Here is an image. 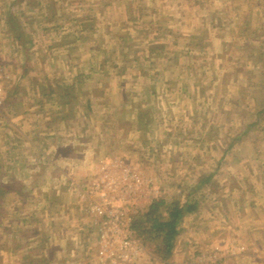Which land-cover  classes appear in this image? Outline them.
Masks as SVG:
<instances>
[{
  "label": "rangeland",
  "instance_id": "obj_1",
  "mask_svg": "<svg viewBox=\"0 0 264 264\" xmlns=\"http://www.w3.org/2000/svg\"><path fill=\"white\" fill-rule=\"evenodd\" d=\"M0 83L5 99L19 90L20 106L46 102L54 86L60 95L41 116L70 118L69 136L49 131L69 155L55 156L48 184L42 167L29 168L32 149L0 129V264H35L49 247L56 264H95L98 195L85 191L118 158L151 181L120 193L151 199L134 217L157 198L197 203L179 237L192 246L186 261H264V0H0ZM16 105L0 109L15 115L12 134ZM89 149L101 164L77 186ZM88 225L83 253L72 246L84 245L75 235Z\"/></svg>",
  "mask_w": 264,
  "mask_h": 264
},
{
  "label": "crops",
  "instance_id": "obj_2",
  "mask_svg": "<svg viewBox=\"0 0 264 264\" xmlns=\"http://www.w3.org/2000/svg\"><path fill=\"white\" fill-rule=\"evenodd\" d=\"M17 48H18V52H20L21 51L20 44L17 45ZM41 56H43V55H41ZM29 89L34 91L32 88H29ZM16 94L17 95H15V96H7V98L4 100V103H3L4 105L0 106V109L2 107L3 109H6L9 111L11 108L10 105H16L14 100H17V98H19L21 96L19 90H17ZM56 94H57V96H59L60 92L58 90H56V88L54 86H52L51 90L46 93V97H47L46 102L45 101H39V99H35V100L32 99L29 102H27V101L23 102L22 106L16 105V112L19 116V119L16 121L17 131L13 132V134L8 133V132L11 129H13V130L16 129L15 125L13 124V120H12V118H15L14 117L15 115L12 112H8L7 115H4L3 118H0V120H1L0 123L4 124V126L0 127L1 132H6L10 136V137H8L11 139V141H9L10 143L12 141H15L16 145H18L20 150L24 149L26 147V145H28V147H30L32 149V154L35 157V160H34L35 164L33 161L31 166H29V168L33 172L41 173V167H42L43 172H47V184L52 181V179H50V177L55 174V169L57 168L55 156L57 157V156L69 155L68 152L63 149V147H60L57 145V137L54 135L55 133L49 132V131L56 130V129H57V131H60L61 130L60 128H64L65 131H64V129L62 130V136H64V137L69 136L70 134H68L66 132V130L68 127L67 124L70 123V121H68L70 118L69 117H56L54 115L47 117V114L41 116L40 108L41 107L42 108L47 107L48 102H53L54 96ZM68 104H69V102H65V100H64V102H61V103L59 102L58 107L66 108L69 106ZM18 107H21L20 111H17ZM0 113H2V110L0 111ZM86 118L88 120L87 123L90 122L89 123L90 125H92V123H94L92 121L93 119L91 117L90 118L86 117ZM95 122L97 124V120ZM84 123L86 124L85 121H84ZM62 124H64L63 125L64 127L61 126ZM25 125H28V127H29L28 130L25 129L26 128ZM82 129H84V128H82ZM44 132H48L46 134V136H45ZM65 134H67V135H65ZM5 138L7 140V137H5ZM60 140H62V139H60ZM91 151H92V153L90 154ZM97 154H99V153H97ZM97 154H96V149L95 150L89 149V154H87L88 160L87 161L85 160V163L82 162V165H81V168L83 169L84 174H82V176L80 178H78L76 180V182H74L73 184H76L77 186L83 187L88 182H90V180H91L90 177L92 175L94 176L96 168H97V172H98V167L101 164L100 159H102V157H100V155H97ZM93 155H95V156L97 155V158L94 162H92V157H91ZM45 157H47L46 162H45V160L41 162L40 159H43ZM90 159H91V161H90ZM118 159H116V160H118ZM81 161L82 160H80V162ZM99 162H100V164H99ZM44 163H46V165H43ZM126 163H128V161H126ZM64 164H66V163H64ZM131 164L129 166L135 168L139 172H142L139 170V168H136L133 166V165H135L134 163H131ZM68 168H69V166H68ZM32 178L37 181L35 183V186H37V185L40 186V184H39L40 178H41L40 174H38L36 176V178H35V175H32ZM141 178H142V182H141L140 188L144 187L146 185L148 186L149 183L151 182L149 178L145 179V177H144V179H143L142 176H141ZM93 180H95V179H93ZM5 182L7 183V181H5ZM5 182H3V184ZM66 184L69 185V182L68 183L66 182ZM70 185H72V183H70ZM0 186H1V189L4 188V185H2V183H0ZM140 188H139V190H140ZM1 194H3V191ZM126 198L129 199V197H126ZM149 201H151V199H144L143 194H136L134 196V199H131L128 202V204L130 205L131 203H136L137 207H139L140 205H145ZM121 204H123V203H121ZM132 207H133V205H132ZM78 210H80L79 207H78ZM95 226H96L95 227L96 229H94V228L93 229L95 230V232L97 230V235H96L97 238H95V240L98 242V248L95 250L94 255L97 258H96V261L94 263L95 264H103V263L105 264V262H106V264H127L124 262H118L114 258L103 259V258H100L98 256V251L100 248V240H99L100 238L98 237L99 227L97 225H95ZM89 228H90L89 225H88V228H86V229L81 228L75 235V236L79 237V239H78L79 241H81L83 239L84 245L78 246L76 244L75 245L73 244V246H72L73 248H76V247L79 248L80 250H82L83 253L85 251L84 248L86 249L88 247V245H86V243L90 241V240L87 241V235H88L87 233L90 231ZM181 235H182V228H181L179 235L177 236V238L174 241L172 256L168 260L162 261L161 259L157 258L156 256H154L153 254L150 253V254H148V256L150 258L149 261H146V262L143 261V259L141 257L144 256L145 251L147 250V251L151 252L150 250L145 248L143 245L141 253L139 254V256L137 258H135V259H137V261L133 262L132 264H143L140 262L141 260L144 262V264H192L194 262V260L192 262L186 261L185 260L186 257H185V255H183L185 248L191 249L192 246L185 247L183 242H181L179 239V237ZM36 237L37 236H35V238ZM36 246H38V244L35 245V247H33L34 251H37L38 253L42 252L43 254L47 251L46 253L48 254V256L46 257V259H41L40 258L41 255L39 254L40 257L37 256L39 259L37 258L38 261H35V264H56L55 259L50 258V256H51L50 254H52L55 251V249L49 247L44 252V251H41L39 246H38L39 248H37ZM215 255L217 256V253H215ZM43 257H45V256L43 255ZM74 264H80V262L79 263L75 262ZM85 264H87V263H85ZM234 264H243V263H242V261H240L239 263L235 262ZM249 264H264V261L255 262V263L252 262Z\"/></svg>",
  "mask_w": 264,
  "mask_h": 264
},
{
  "label": "built area",
  "instance_id": "obj_3",
  "mask_svg": "<svg viewBox=\"0 0 264 264\" xmlns=\"http://www.w3.org/2000/svg\"><path fill=\"white\" fill-rule=\"evenodd\" d=\"M5 100V90L0 83V106ZM121 168L122 176L113 178L110 169ZM106 175L92 183L91 189L85 191V196L96 193L97 198L90 199V212L96 217L99 227L100 248L98 256L103 259L114 258L119 262L135 259L142 251L143 244L132 229L136 203L128 204L131 200L120 194L127 188L139 187L142 182L141 174L124 161H107L102 170ZM128 200V201H127ZM123 203V204H120ZM119 204V205H118Z\"/></svg>",
  "mask_w": 264,
  "mask_h": 264
},
{
  "label": "trees",
  "instance_id": "obj_4",
  "mask_svg": "<svg viewBox=\"0 0 264 264\" xmlns=\"http://www.w3.org/2000/svg\"><path fill=\"white\" fill-rule=\"evenodd\" d=\"M210 181L211 176L201 178L197 187H202ZM13 189L17 190V188ZM197 209L198 205L195 202L187 201L181 204L180 199L157 198L151 202L146 211L134 217L132 229L145 248L151 250V253L154 249L152 254L166 261L172 256L174 241L181 231L184 219Z\"/></svg>",
  "mask_w": 264,
  "mask_h": 264
}]
</instances>
